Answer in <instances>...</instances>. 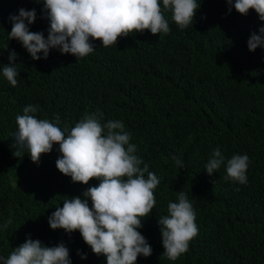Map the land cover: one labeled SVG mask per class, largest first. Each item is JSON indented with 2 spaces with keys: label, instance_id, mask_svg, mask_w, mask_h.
Here are the masks:
<instances>
[{
  "label": "trees",
  "instance_id": "obj_1",
  "mask_svg": "<svg viewBox=\"0 0 264 264\" xmlns=\"http://www.w3.org/2000/svg\"><path fill=\"white\" fill-rule=\"evenodd\" d=\"M197 3L192 26L180 29L165 10L169 33L133 32L107 48L90 39L93 52L77 61L59 49L33 60L19 41L9 39L10 16L21 8L35 9L29 30L47 38L43 0H0V256L7 258L30 238L47 247L64 243L71 264H107L78 230L69 234L48 223L66 198L84 199L100 181L84 185L62 174L58 144L38 164L26 147L21 157L14 155L16 117L38 105L35 116L55 122L58 115L62 130L85 114L102 113V124L122 121L141 167L147 164L159 179L155 208L138 229L152 254L138 256L136 264H264V48L253 52L247 46L253 33L261 35L264 21L254 10L245 16L233 6L229 12L227 0ZM12 51L16 87L2 72ZM217 148L225 163L209 175L205 165ZM237 154L249 157L246 184L225 178L227 160ZM181 191L193 205L199 231L189 250L170 261L158 221Z\"/></svg>",
  "mask_w": 264,
  "mask_h": 264
},
{
  "label": "clouds",
  "instance_id": "obj_2",
  "mask_svg": "<svg viewBox=\"0 0 264 264\" xmlns=\"http://www.w3.org/2000/svg\"><path fill=\"white\" fill-rule=\"evenodd\" d=\"M37 3L40 0H36ZM241 15L254 10L264 21V0H227ZM47 19L50 21L47 38L42 32H31L29 25L36 20V11L19 9L18 15L10 16L12 22L9 39H16L27 50L33 60L47 59L50 49H59L61 54L77 58L93 52L91 40H99L105 48L116 45L118 38L130 33L150 30L153 35L170 32L165 10L172 13V20L180 28L193 25L200 7L197 0H43ZM27 22V23H26ZM261 35L253 33L247 41L249 51L264 48V27ZM17 53L9 55L10 66H3V76L16 87L19 76L14 61ZM39 106L28 105L23 115H17L18 131L15 142L16 157L22 156L26 147L32 162L39 163L42 154L49 153L54 144L62 154L56 161L57 169L73 182L87 185L90 180H99L98 186L89 187L84 199L79 196L63 202L48 217L51 229H63L71 234L79 231L83 241L96 255H104L107 264H136L140 255L149 257L152 248L138 231L141 219L155 208L154 190L160 181L141 167L142 160L135 154L137 146L130 143L131 134L120 120H109L102 124V113L85 114L70 130L55 122L38 119L35 113ZM178 167L182 161L171 157ZM225 157L217 148L205 165L206 172H216ZM247 154L234 155L227 160L226 179L247 183L249 166ZM147 174V175H145ZM91 200L89 207L88 200ZM168 215L159 218L163 255L170 261L177 260L189 250V244L198 235L196 213L184 192H179L177 202H169ZM6 228L7 225H4ZM78 254H80L78 252ZM86 254L81 259H86ZM0 264H71L69 249L64 243L54 247L42 245L39 240L26 239Z\"/></svg>",
  "mask_w": 264,
  "mask_h": 264
}]
</instances>
